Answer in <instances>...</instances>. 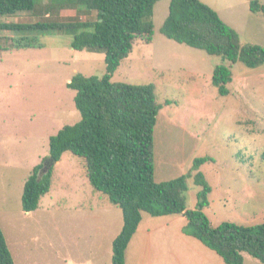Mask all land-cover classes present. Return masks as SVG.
Returning <instances> with one entry per match:
<instances>
[{"label": "rangeland", "instance_id": "rangeland-1", "mask_svg": "<svg viewBox=\"0 0 264 264\" xmlns=\"http://www.w3.org/2000/svg\"><path fill=\"white\" fill-rule=\"evenodd\" d=\"M201 1L239 34L243 45L264 48V16L253 14L247 0ZM259 2L264 5V0ZM170 3L162 0L155 6L152 44H137L112 81L154 84L159 103H172L163 107L155 128L157 183L187 176L188 209L195 210L200 188L194 184L193 162L209 157L214 162L203 165L199 172L212 189L204 211L212 226L225 222L248 227L263 224L264 64L256 68L235 64L231 69L233 82L227 86L229 95L221 96L212 78L222 58L177 44L161 33ZM0 20L22 24L95 21L96 12L82 7L59 10L51 0H40L35 12ZM27 35L38 38L42 48L0 53V122H5L0 183L11 193L8 203L13 208L11 219L2 215L0 221L18 264H99L96 249L102 239L93 230L81 233L79 227L115 225L123 217L119 208L90 185L84 161L69 154L62 157L54 169L51 193L31 216L16 202L14 191L23 168L14 165H29L42 155L49 157L50 138L81 120L75 93L66 85L77 74L105 75V55L75 51L73 38L64 33ZM12 36L0 32V49L11 47ZM101 201L103 206L96 204ZM144 223L142 234L146 233ZM145 248L142 242L133 246L130 264H150ZM210 253L222 262L216 253ZM245 264L261 263L245 255Z\"/></svg>", "mask_w": 264, "mask_h": 264}, {"label": "trees", "instance_id": "trees-1", "mask_svg": "<svg viewBox=\"0 0 264 264\" xmlns=\"http://www.w3.org/2000/svg\"><path fill=\"white\" fill-rule=\"evenodd\" d=\"M162 0H51L59 10L85 8L96 12L95 21L46 20L32 24L0 20V32H9L13 50L41 49L30 33L57 32L73 38L78 52L105 55L102 77L77 74L67 88L75 93L74 103L81 120L63 127L49 143V157L36 166L26 181L22 195L24 213L36 212L53 186L55 165L65 154L84 161L86 178L93 189L120 209L123 228L113 242L112 263L126 264V251L144 217L184 216V234L216 253L224 264H245V255L264 264V223L254 227L225 222L214 228L205 214L209 207V187L199 169L211 158L194 160V184L200 188L197 207L188 209V178L155 180V128L163 107L154 84L141 86L113 82V76L128 60L137 44L150 45L154 38V9ZM253 14L264 16L259 0H247ZM40 0H0V19L35 12ZM161 33L168 40L220 57L212 84L221 96L229 95L232 67L241 62L249 68L264 64V48L243 45L239 34L217 12L201 0H171L169 15ZM52 167L41 175L44 164ZM0 264H16L0 225Z\"/></svg>", "mask_w": 264, "mask_h": 264}, {"label": "crops", "instance_id": "crops-1", "mask_svg": "<svg viewBox=\"0 0 264 264\" xmlns=\"http://www.w3.org/2000/svg\"><path fill=\"white\" fill-rule=\"evenodd\" d=\"M4 123H5L4 121L0 122V146H3L4 144V139L2 138V136H4L5 133ZM45 158H47V156L42 155L37 157L36 159H33L31 164L29 165H25L24 162H21L20 164L15 163L14 165L23 168V172L21 173L20 176L21 182L14 191L16 202L17 200L19 201V208L22 210L23 213L24 211L22 209V195L26 181L28 180L32 170L36 166L40 165L43 159ZM60 164L61 161L58 162L55 165V167L60 166ZM0 168H1V164H0ZM85 176H86V171H85ZM4 184L6 186L5 182ZM9 195H11V193H9L8 190L0 183V216L3 215L4 217L11 219V216L13 214V208H11L8 203ZM96 204L103 206L102 201L97 202ZM20 209H17L16 207L17 211H20ZM94 211L97 212L98 210H94ZM25 214L31 216L33 213H25ZM143 223L146 224V233L144 234H142L140 231ZM123 224H124L123 221L122 222L119 221L116 222L115 225L110 223L105 225L95 224V225H86L79 227V231L81 233H83L84 230L86 232L88 231L90 232L91 230H93L96 232V234H98V237L102 239V241H100V246H98L96 249L97 258L98 257L101 258L99 264L112 263L113 242L121 233ZM186 224H187V220L184 216H180L176 218L144 217L138 228L137 233L133 237L126 251V264H130V261L132 259L133 246L138 245L139 247L140 242L146 245L144 256L148 255L151 257L150 264H224L223 262L216 259L215 256L212 255V253H210L212 251H210L208 248L205 249L206 247L202 245L199 241L191 237H188L187 235L184 234V228ZM1 226L5 238L7 239V234L5 233L4 227L2 224ZM6 241L8 243L9 249L13 255L14 260H16V256L11 249L12 248L10 244L11 241L10 242L9 240ZM146 262L147 260L144 258V263ZM15 263L18 264L17 261H15ZM85 264H92V263L88 261Z\"/></svg>", "mask_w": 264, "mask_h": 264}, {"label": "water", "instance_id": "water-1", "mask_svg": "<svg viewBox=\"0 0 264 264\" xmlns=\"http://www.w3.org/2000/svg\"><path fill=\"white\" fill-rule=\"evenodd\" d=\"M52 161H47L45 164H44V168L41 172V175H45L49 172L50 168L52 167Z\"/></svg>", "mask_w": 264, "mask_h": 264}]
</instances>
